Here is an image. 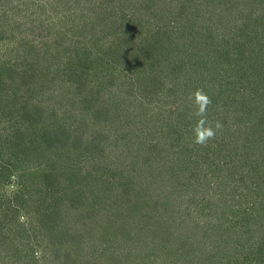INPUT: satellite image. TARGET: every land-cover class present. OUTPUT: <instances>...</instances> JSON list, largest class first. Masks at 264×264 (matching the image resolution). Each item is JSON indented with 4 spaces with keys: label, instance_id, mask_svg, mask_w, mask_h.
<instances>
[{
    "label": "rangeland",
    "instance_id": "1",
    "mask_svg": "<svg viewBox=\"0 0 264 264\" xmlns=\"http://www.w3.org/2000/svg\"><path fill=\"white\" fill-rule=\"evenodd\" d=\"M0 264H264V0H0Z\"/></svg>",
    "mask_w": 264,
    "mask_h": 264
},
{
    "label": "clouds",
    "instance_id": "2",
    "mask_svg": "<svg viewBox=\"0 0 264 264\" xmlns=\"http://www.w3.org/2000/svg\"><path fill=\"white\" fill-rule=\"evenodd\" d=\"M189 99L194 106L192 115L196 118L191 129L193 142L198 145H206L210 140L215 139L217 132L223 129V124L219 120L209 119L208 108L212 104V100L204 89L193 90Z\"/></svg>",
    "mask_w": 264,
    "mask_h": 264
}]
</instances>
